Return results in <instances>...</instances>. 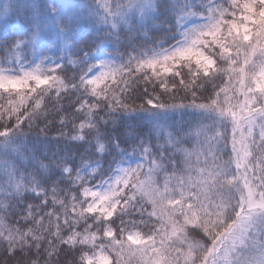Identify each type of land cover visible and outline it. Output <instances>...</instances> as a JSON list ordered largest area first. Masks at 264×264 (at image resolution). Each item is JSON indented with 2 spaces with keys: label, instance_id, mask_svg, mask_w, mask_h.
<instances>
[{
  "label": "snow or ice",
  "instance_id": "obj_1",
  "mask_svg": "<svg viewBox=\"0 0 264 264\" xmlns=\"http://www.w3.org/2000/svg\"><path fill=\"white\" fill-rule=\"evenodd\" d=\"M0 264H264V0H0Z\"/></svg>",
  "mask_w": 264,
  "mask_h": 264
}]
</instances>
